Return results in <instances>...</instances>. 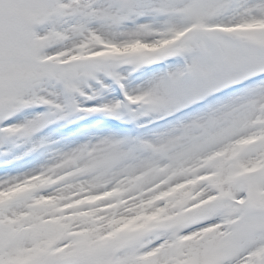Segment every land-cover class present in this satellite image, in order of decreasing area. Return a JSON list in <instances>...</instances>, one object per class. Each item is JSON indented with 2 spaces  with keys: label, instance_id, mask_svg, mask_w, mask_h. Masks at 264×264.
Here are the masks:
<instances>
[{
  "label": "snow or ice",
  "instance_id": "snow-or-ice-1",
  "mask_svg": "<svg viewBox=\"0 0 264 264\" xmlns=\"http://www.w3.org/2000/svg\"><path fill=\"white\" fill-rule=\"evenodd\" d=\"M0 264H264V0H0Z\"/></svg>",
  "mask_w": 264,
  "mask_h": 264
}]
</instances>
